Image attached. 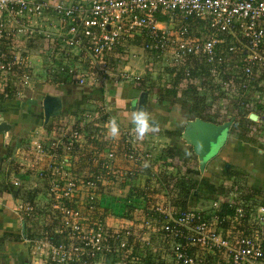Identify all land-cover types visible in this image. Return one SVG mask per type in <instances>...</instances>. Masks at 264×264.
Segmentation results:
<instances>
[{
    "label": "built area",
    "instance_id": "obj_1",
    "mask_svg": "<svg viewBox=\"0 0 264 264\" xmlns=\"http://www.w3.org/2000/svg\"><path fill=\"white\" fill-rule=\"evenodd\" d=\"M50 15L57 16L58 23ZM41 18H46L47 26L39 24ZM199 23L204 24V30L197 36L193 26ZM142 35L146 36L143 50H153L154 58L161 57L177 65L197 55L215 69L228 61L231 54H242L243 95L264 71V0H82L72 3L0 0V97L11 96L7 89L14 90L19 98L23 96L22 88L30 83L27 69L32 66L35 47L39 53L50 55L55 47L64 60L56 65L71 82L81 87L98 88L110 82L142 80L141 75L110 62L115 51H127L128 40ZM21 36L24 42L18 39ZM255 99L261 97L251 95L249 103H255ZM106 111L105 107L84 111L71 119L69 125L48 122L51 136L35 140L29 150L30 157L44 163L39 173L48 181L59 215L54 232L64 235V240L59 242L41 238L33 250L36 256L52 264H105V253L128 247L135 235L131 226L112 228L92 216L97 208L93 203L98 183L116 174L117 149L101 157L89 146L98 136L88 130V125ZM123 135V157L135 163H148L152 155L141 149L134 130ZM76 145H88L86 161L101 162L104 173L96 179L89 174L75 176L69 166L70 153ZM152 174L157 180L156 172ZM76 196L87 197V214H84L87 210L84 205L82 210L67 204ZM224 203L234 208L226 218L229 224L236 225L246 218L247 202L242 191L237 190L214 200L210 209H175L169 200L157 202L151 208L158 213L153 223L147 206H141L146 211L141 218L143 230L139 237H133V243L139 238L144 244L152 245V235L162 232L176 264H264V205L255 207L246 233H233L224 227L225 217L221 215ZM33 209L29 201L17 207L24 217ZM199 251H207L217 258L212 260ZM161 261L159 258L155 264Z\"/></svg>",
    "mask_w": 264,
    "mask_h": 264
},
{
    "label": "trees",
    "instance_id": "obj_2",
    "mask_svg": "<svg viewBox=\"0 0 264 264\" xmlns=\"http://www.w3.org/2000/svg\"><path fill=\"white\" fill-rule=\"evenodd\" d=\"M160 19L163 20L164 18L160 17ZM191 23H193V21H191ZM203 26V23L193 26L195 35H200L201 31L204 30ZM227 42H229V39ZM145 43L146 36L142 35L128 40L127 45L133 44L143 47ZM145 52L147 60L156 56V52L153 50L147 49ZM122 56H124V53L121 49H119L115 51L110 62L116 64L117 61L122 59ZM230 56L231 58L228 61L218 65L215 69L213 65L207 63L205 59L200 58L197 55H191L187 60L181 62L179 65L172 64L169 61V63L165 66L164 71L159 73L160 75L157 78L158 80L152 81L150 79V84L145 86L143 83L142 89H145V91L151 94L155 88V84H158L161 88V92L160 88H157L156 92L159 91L158 94L160 93L159 95H161V97H164L168 100L173 98L177 101V103H182L180 105L183 106V116L185 118L183 117L182 119L185 121V124L187 120L198 117L218 123L234 118V122L230 127L232 138L228 141V146H231V144L235 143L236 140L240 143V141L243 139L247 141L251 140L252 143L258 144L259 141L257 139L246 138L241 134L240 131H238V129L243 126L244 128L248 127L247 129L250 128L251 130H256V126H254L256 122L249 118L250 114L255 113L260 119L263 116L264 71L260 75L259 79L253 82V87L248 91V93L243 95V91L240 87L241 81L244 80V75L242 71H240L242 64V54L233 53ZM59 72L62 71L59 70ZM221 80L227 81V84L224 85ZM183 83L187 84L186 90L188 94L187 96L182 95V98H179L178 91ZM251 95L256 97L260 96L261 99H255V103H249V96ZM84 97L86 98V96ZM5 99H7V103L10 104L11 100H8L9 97L4 98L1 96L0 102L5 104ZM220 100H223V104H221V106L218 105V101ZM81 103L82 102L79 101V104ZM230 106L233 110H231ZM79 112L81 111H73L75 114H78ZM246 120L247 122H245ZM154 122L157 126L158 121L154 120ZM262 123L264 125V121H262ZM45 126L49 128V124ZM160 126L161 125L157 127ZM167 131L170 133L171 129H168ZM261 147H263V145ZM87 150L88 145H76L73 148L71 153L76 156V163L72 167L73 172H79L85 166L90 167L86 161ZM191 154H194V151L190 145L186 148H183L177 144L169 145L162 149L159 156H152V158L148 160V167H144L142 162L138 163V165H140V174L144 175L146 178L143 177L145 179L143 183L137 185L135 184L131 193L136 197V199L142 198V200L147 201V212H149V220L152 223L154 222V219L158 213L154 210H151V208L157 202L169 200L175 209H183L187 208L189 204L198 202L201 199H209L214 196H227L233 190L240 192L241 187L237 183L234 185H226L222 181L220 185H216L209 178L203 177L199 168L195 169L191 164H189L191 162ZM151 161L162 162L167 167L174 166L175 171H171L170 173H159L157 170H154L153 167H151ZM93 166L97 169V166L102 167V164L99 163L98 165L95 164ZM183 167H185V171H182ZM153 171L156 172L157 180H154L151 176ZM224 172L226 174V178H232L237 175H241L240 172H227L226 169H224ZM137 176L138 174L136 176L133 175V178L136 179V181L140 180L138 178L139 176ZM134 179L132 180L133 184ZM25 192L27 193L26 195L28 200L32 202L35 208V210L32 212V217L29 216L27 218L32 221L31 229L34 230V233H38L39 238H48L56 242L64 240V235L54 232L59 215L54 207L52 195H50L52 197L51 200L48 201L47 199L45 200V196L43 195L37 199L38 192L31 190ZM245 192H242V197L247 202L246 210L248 212L246 218L240 223H237L236 225H232L231 223L229 224L226 218L228 215L233 213L234 208L226 203L222 205L221 215L225 217L224 227L233 233H246L248 230L251 214L253 213L255 207L258 205H264V191L256 187H252L249 192ZM161 193H163V195ZM132 194L128 195V198L126 197V200L123 201L124 203L121 204L122 206L120 205L122 208L119 209V212L117 213L118 216L127 219L130 218L132 220L135 219V214L137 212L134 211V209L136 206L134 205L133 207H130V205H128L129 196L131 198L133 196ZM158 198H160V200ZM67 204L70 206H79L82 210H84L82 205L87 208L88 199L87 197L80 199L79 196H76L75 200L72 202L67 201ZM93 204L97 206V208L92 213L93 218H101L102 222L104 223V218L107 214L106 212H102V210H100L101 203L99 202L97 196ZM88 212L89 211L87 208L84 214H87ZM139 212H141L144 216L146 211ZM132 228L133 233L135 232V235H138L139 237L141 235V231L143 230L142 225L140 226L139 222H137V225ZM46 231H48L47 236L45 234ZM133 237H131L130 245L128 247L119 248L118 251L105 253L104 263L123 264L127 261L128 264H155L161 256L156 253L153 242H161L168 245V242L163 238L164 235L162 232L154 233L152 235V245L144 244L139 238H137L136 242L133 243ZM157 237L158 240H156ZM46 264L52 263L48 261Z\"/></svg>",
    "mask_w": 264,
    "mask_h": 264
},
{
    "label": "crops",
    "instance_id": "obj_3",
    "mask_svg": "<svg viewBox=\"0 0 264 264\" xmlns=\"http://www.w3.org/2000/svg\"><path fill=\"white\" fill-rule=\"evenodd\" d=\"M60 1L72 3L82 0ZM52 18L54 19V17ZM55 22L58 23V20H55ZM39 24L41 26H47L46 18H41ZM19 44L21 45L22 42H19ZM27 44L28 43H26L25 41L24 45ZM128 48V54H124V56H122V59L117 61L115 66H118L119 68L128 69L135 73L137 72V70L141 69V65L144 66V64L147 62L146 52L142 49V47L133 44L130 45ZM33 52L34 54L32 56L33 59L31 61V65L37 62L35 57L37 53H39V50H37L35 47ZM54 52L55 54H52L51 57L52 61L55 62V66H52L54 73H56L60 70V67L56 64L63 62L64 60L59 59V52L55 47H53L52 49V53ZM55 78H58L57 81H55L57 82V86L67 84V87H69L71 83V81L68 79V75L65 72H60L59 77L57 75L53 76L52 80H54ZM135 82L131 80V83H134L132 84L133 87L131 89L126 90L124 93L121 92L122 94L118 93V91L115 90V88L117 89V84L121 83V81L117 83L110 82L105 87L98 88H88L85 86L81 87L77 85V88L80 90V93H82L83 95L86 94L85 96L87 98H91V94H93L92 98H103L105 96L106 99H108L110 102V111L108 108L104 115L96 120L95 125L97 128L92 129L89 126L88 130H90L92 133H96V135L98 136L97 139L91 141V144H89V146L91 149H93V151H97L101 155V157H104L111 149H117L118 151V153H116L117 158L114 161L116 174L110 175L108 177V181L98 183L97 189L95 191V194L99 199V202L101 203L100 210H102V212H106L107 214L105 215L104 222H106V224L112 228H120L124 225L134 227L137 225V222H139L141 226L142 213L139 211H143V209H141L140 207L147 206V201H141L140 199H136V197L131 193L135 184L137 185L143 183L145 180L144 178H146L144 175L140 174V165H138L139 162L135 163L133 161H129L122 155V149L124 144L123 132L134 130L133 126L128 121L130 113L134 110L132 108L131 110H125L123 109V107L121 108L115 106L116 104L119 105L121 102L125 103L126 105V102H130L133 98L138 99L141 90L138 89L137 83ZM112 85L113 93L110 92ZM56 87L53 90L48 89V91L45 92V95H57L60 96L63 101V99H66L63 93L67 95L70 93V90H63V88L57 90ZM88 90H91V92ZM71 94V100L75 99L76 96H78V94L75 95V93ZM148 95L149 100L152 97L150 98L149 93ZM11 97L14 96L11 95ZM11 97L9 96V99H11ZM16 97H14L15 99H11L10 104H2V102H0V121H7L12 125L10 131L0 133V264H46V259H41L43 261H40L39 257L33 253L37 241H39V239L41 238H39L38 233L35 234L34 230L31 229L32 221L30 219H27L29 216L32 217V213L29 216L24 217L22 216V213L17 210V207L20 204L29 201L26 195L27 193L25 191L31 190L38 192L37 199H39V197L42 195H51L48 190L49 184L47 179L42 177L39 173V171L42 170L41 168L44 167V163L37 162L34 156L30 157L28 148L33 145V142L35 140H45L49 135L51 136L52 132L49 133V130L46 128L45 124L41 126H39L37 123L35 124V122H38V120H34L35 117L33 115H29L28 113L30 109H28L27 105L30 102H32V104H34V102H37L36 98L29 100L27 99L25 101L23 100V102L19 101L18 96ZM67 97H70V95H67ZM6 100L7 99H5V101ZM113 105L122 111H113V109H111ZM25 110L27 114L24 113ZM67 110L68 108L66 109V111ZM83 111H85L86 113L90 110L84 109ZM83 111L79 113H82ZM79 113L75 114L72 110H68L65 114H68V116H70V114L75 116L79 115ZM150 114L152 115L153 120L158 121L159 115L156 111H153ZM114 116L119 118L121 132L118 138L111 139L107 137L106 131L109 125V119ZM56 118L61 119L64 117H60V115L51 117V121H49L52 123V121ZM180 124L184 126L185 121L181 122ZM160 127L161 128L159 130V127H156V130L154 132L139 141L141 149L145 152L150 153L151 155L153 154L152 156L155 155V152L153 151L156 149L153 150V146H155L156 142H160V147L163 148L169 146V143H165L168 142L169 139V136H167L169 134L167 133V135H165L166 130H168L169 128L165 127L164 125ZM35 131L39 132V136H34V133H36ZM25 133H27L28 136V138L26 137V142L23 140V134ZM29 139L30 141L28 142ZM154 140L155 143H153ZM260 145H263V147H261ZM70 154L71 163L69 169L73 174H75V176L88 177L89 174L90 178L96 179L98 176H100V174L104 173L103 167L97 166L96 169L93 166L95 164H91L88 162L87 163L90 167L85 166L79 172H73L72 167L76 163V156L73 153ZM224 159H227V161H231L234 164V169L243 174V177L249 178L251 180V183H253V187L264 191V141H259L258 144H254L251 140L247 141L243 139L240 141V143L236 140L235 143L231 144V146H228V150L226 151ZM214 161L216 162L215 159ZM99 163H97V165ZM183 168L185 170V167ZM206 170L207 169H205L204 172H201L202 176L203 174H205L206 176L210 177L209 172ZM137 174L139 176L137 177L140 180L136 181V179L133 178V175L136 176ZM133 179L134 184L132 183ZM104 180H106V178H104ZM119 180L122 181L118 182ZM125 192H127V196L131 194L133 195L131 198L129 196L128 205H130V207H133L134 205L137 207H135L134 209V211L137 212L135 214L134 220L118 216L117 213L119 212V209L122 208V203H119V200H121L122 202L123 200L121 198L117 199V197H111V195L115 196L116 194L117 196H123L125 195ZM161 194L163 195V193ZM111 199H115V201H118H114V203H112ZM34 210L35 208L33 209V211ZM156 240H158V237L156 238ZM153 246L155 248L156 253L161 256V264H176V262L172 258L169 244L166 245L161 242H153ZM199 254L205 255L207 258L209 257L212 260H216L217 258V255H211L207 251H199Z\"/></svg>",
    "mask_w": 264,
    "mask_h": 264
},
{
    "label": "rangeland",
    "instance_id": "obj_4",
    "mask_svg": "<svg viewBox=\"0 0 264 264\" xmlns=\"http://www.w3.org/2000/svg\"><path fill=\"white\" fill-rule=\"evenodd\" d=\"M52 16L54 17L55 20H57V16H55V15H52ZM52 16L50 15L49 18H52ZM18 39L20 41H23L22 36L18 37ZM16 43H18V42H16ZM128 50H129V48H128ZM123 52L125 55L128 54L126 50L125 51L123 50ZM52 54H55V52L51 53V55ZM51 55H50V53H43V52L38 53L35 57L37 62L31 66L32 68L27 69L29 76H30V83L26 84V86H24V87L18 85L19 87H23L21 90L23 96H21V98H18L19 101H23V100L25 101L27 99L29 100V99H35V98L37 99V102H34V104H32V102H30L27 106H28V109H30L28 112L29 115H33L35 117L34 120L35 119L38 120V122L36 121L35 124L37 123L39 126L45 124L44 123V108H43V100L46 96L45 92H47L48 89H52V90L55 89V87L57 86V84H56L57 82H55V81L58 78H56L55 80H52L53 76H56L57 74H58L57 75L58 77L60 76V72L54 73V71H53L52 65H54L55 63H52ZM58 57L60 60H63V56L61 54H59ZM168 63H169V61H167V59H163L161 57L160 58L156 57V58H151V59L149 58L147 60V62L144 64V66L141 65V69L139 68L140 70H137L138 73L137 72L134 73L135 75H141V79H143V81H144V82L142 80H136V82L134 81L135 83H137V86L139 87L138 89L141 90V93L143 91H145V89H142V84L144 83L145 86L149 85L150 79L152 81H155V80L157 81L158 80L157 78L160 75L159 73H162L164 71L165 66ZM48 74H50V75H48ZM16 78L14 77L12 79H16ZM10 80L11 79L8 80L9 83H10ZM18 81L21 82V80H19V79H18ZM55 84H56V86H55ZM132 84H134V83H131V80H129V81H123V82L117 84V86L116 85H114V86L117 87V89L115 88V90L118 91V93H121V92L124 93L126 90L131 89L133 87ZM186 86H187V84L183 83L182 86L179 88V91H178V97L179 98H182V95L187 96L188 92L186 90ZM112 87H113V85L111 86L110 92L113 93ZM154 87H155L154 90L150 94V98L151 97L152 98L148 100L147 111H149L150 113H152L153 111H156L158 113V115H159L158 121L159 122L157 123V126H159L161 124V126L164 125L165 127L171 129L170 133H168L167 130L165 132V135H167V133L169 134V135H167V136H169L168 142H165V143H169V145L177 144L183 148L188 147L189 144H187V142L182 137V132L184 131V126H182L180 124L181 122H183L182 118L184 117L183 116V114H184L183 106L180 105L182 103H177V101L174 100L173 98H171V100H168L164 97H161V95H159L160 93L158 94L159 91L156 92V89L160 88V86L158 84H155ZM56 88H57V90H60L62 88H63V90L69 89L70 93L67 95H70V97H67V95L63 93V95H65L66 99H63V107H62L63 111L60 114V117H64V118H61V119L56 118L53 121L60 122V123H67L69 125L71 123V119L76 117V115L73 116L70 114V116H68V114H65L67 112L66 111L67 108L70 111L71 110L72 111H83L84 109H87V110L89 109L90 111H92V109L96 110L97 108H100V107L101 108L105 107L106 109L109 108L110 102L108 99H106V97L104 95H103L104 96L103 98H92L93 94H91L90 97L92 99L89 97L85 98L84 96L86 94L83 95L82 93H80V90L77 88V85L72 83V82L70 83L69 87H67V84H65V85L57 86ZM7 90H9V92L12 96L16 97L14 90H12V92H11V89H7ZM69 90H68V92H69ZM160 92H161V88H160ZM71 93H73V94L75 93V95L78 94V96H76L75 99L71 100V98H72ZM14 97H11V99H15ZM73 97H74V95H73ZM11 99H9V100H11ZM79 101H81L82 103L79 104ZM136 102H137V99L133 98V99H131L130 102H126V105H125V103L121 102L119 105L116 104L115 106H118L121 108L123 107V109H125V110H131V108L136 104ZM6 103H7V101H6ZM163 103H165V104H163ZM221 104H223V100L218 101V105L221 106ZM115 106L113 105L111 109H113V111L119 110ZM230 108H231V110H233L231 106H230ZM24 109H26V108H24ZM109 111H110V108H109ZM119 111H122V110H119ZM24 113L27 114L26 110L24 111ZM161 114H163V115H161ZM23 119H25V118H23ZM261 120L264 121V113H263ZM261 120L258 119V121H254V122H256L254 125V126H256V130H251L250 128L247 129L248 127L244 128L243 126H242L243 128L240 127L239 130H240L241 134L244 135L246 138H255L258 141H261V139H264V137H263L264 136V125H263ZM50 121H49V123H51ZM53 121H52V124H53ZM109 121H110V119H109ZM245 122H247V120ZM95 123H96V121L91 123V125L89 124L88 127L90 126V128L96 129L97 127H96ZM45 125H47V124H45ZM260 127H261V129H260ZM46 128L48 129V127H46ZM159 129H160V127L158 128V130ZM259 129H260V131H259ZM28 133H30V132H28ZM34 136L35 137L39 136V132L34 133ZM26 137L28 138L27 133L23 134V140L25 142L27 139ZM29 141H30V139L28 140V142ZM228 141H229V132H226V134H224L222 140H220V144L217 146L216 150H214V154L206 157V159H205V161L207 163V167L205 169H207L206 171L209 172L210 177L206 176L205 174H203V177L209 178L216 185H220L222 183V181L225 179L224 178L225 172L223 170V161H226V160L224 159V160L215 162L214 159L218 156V154L221 150L222 151L226 150L225 147L229 143ZM153 143H155V140L153 141ZM156 143H155V146H153V150L156 149L153 151V152H155V155H154L155 157H156V155L159 156L162 149H163V147H160V144H159L160 142H156ZM30 147L28 148V150H31ZM190 158H191V160H190L191 162L189 164H191L193 168L198 169L199 168L198 156L194 153V154H191ZM151 167H153V169L157 170L159 173H163V172H169L170 173L171 171H175L174 166L167 168V166L162 162H152L151 161ZM182 171H185L184 168H182ZM242 175L243 174H241L242 181L240 180L242 183L239 184V186L241 187L240 191H242L243 193L245 191L249 192L253 187V183H251V180L249 178L243 177ZM121 181L122 180H119L118 182H121ZM149 189H151V188H149ZM234 192H236V191H232L230 194H232ZM124 194L125 195H123V196H117V194L115 196L111 195V197H115V198L117 197V199L121 198L123 201H125L126 197L128 198V196H127V192H125ZM230 194H228V196H230ZM52 197L50 195L46 194L45 200L47 199L49 201V200H51ZM84 197H82L80 199H83ZM54 199L55 198L53 197V200ZM216 199H220V197L214 196V197H211L209 199H201L198 202L189 204L188 207L192 208V209H210V206L212 205L213 201ZM159 200H160V198H159ZM111 201H112V203H114L115 199H111ZM116 201H118V200H116ZM119 203H123V202L121 200H119ZM126 226L127 225H124L123 227H120V228H124ZM39 259H40V261H43L41 259H44V258H39Z\"/></svg>",
    "mask_w": 264,
    "mask_h": 264
},
{
    "label": "water",
    "instance_id": "obj_5",
    "mask_svg": "<svg viewBox=\"0 0 264 264\" xmlns=\"http://www.w3.org/2000/svg\"><path fill=\"white\" fill-rule=\"evenodd\" d=\"M148 96L147 91L140 93L136 104L132 107L133 110L135 111L138 107L147 110ZM62 107L63 101L60 96L47 94L43 100L44 123L47 124L51 117L59 116L62 113ZM250 119L256 121L258 115L251 113ZM233 121L234 118L218 123L199 117L187 120L182 137L187 144L192 146L194 153L198 156L201 172H204L207 165L206 157L214 154V150L220 144L224 134L229 131ZM11 127L9 122L0 121V133L10 131Z\"/></svg>",
    "mask_w": 264,
    "mask_h": 264
},
{
    "label": "clouds",
    "instance_id": "obj_6",
    "mask_svg": "<svg viewBox=\"0 0 264 264\" xmlns=\"http://www.w3.org/2000/svg\"><path fill=\"white\" fill-rule=\"evenodd\" d=\"M128 121L133 126L136 137L140 140L154 132L157 127L150 112L142 107H138L135 111L131 112ZM120 132L119 118L114 116L109 121L106 135L108 138L115 139L119 137ZM143 166L148 167V164L145 163Z\"/></svg>",
    "mask_w": 264,
    "mask_h": 264
},
{
    "label": "flooded vegetation",
    "instance_id": "obj_7",
    "mask_svg": "<svg viewBox=\"0 0 264 264\" xmlns=\"http://www.w3.org/2000/svg\"><path fill=\"white\" fill-rule=\"evenodd\" d=\"M234 122V121H233ZM233 124V123H232ZM243 128V127H242ZM238 131H240L238 129ZM229 140L232 138V133H231V130L229 128ZM264 137V136H263ZM261 141H264V139H261ZM226 150L225 151H220L218 156L215 158V160L218 162V161H221L222 159L224 160V157L226 155V151L228 150V144L227 146L225 147ZM226 161H223V170L226 169L227 172H234V173H237L239 171H236V169H234V164L231 162V161H227V159H225ZM243 176V175H242ZM224 180L223 182L226 184V185H234V184H241L242 182V178H241V175H237L235 177H232V178H226V174L224 176ZM241 180V181H240ZM233 191H236V190H233ZM231 193V192H230Z\"/></svg>",
    "mask_w": 264,
    "mask_h": 264
}]
</instances>
